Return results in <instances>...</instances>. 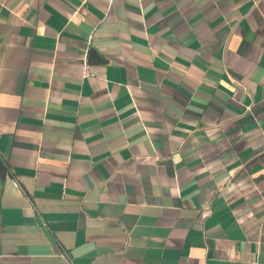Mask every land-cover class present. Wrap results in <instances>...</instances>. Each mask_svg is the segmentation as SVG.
<instances>
[{"label":"crops","instance_id":"0c3cea01","mask_svg":"<svg viewBox=\"0 0 264 264\" xmlns=\"http://www.w3.org/2000/svg\"><path fill=\"white\" fill-rule=\"evenodd\" d=\"M0 264H264V0H0Z\"/></svg>","mask_w":264,"mask_h":264},{"label":"built area","instance_id":"2783aa9c","mask_svg":"<svg viewBox=\"0 0 264 264\" xmlns=\"http://www.w3.org/2000/svg\"><path fill=\"white\" fill-rule=\"evenodd\" d=\"M86 63H87V62H86V60H85V68L87 69Z\"/></svg>","mask_w":264,"mask_h":264}]
</instances>
